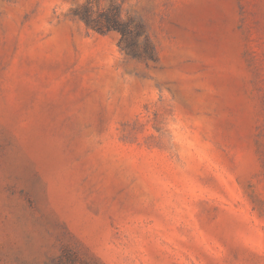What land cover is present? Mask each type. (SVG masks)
I'll use <instances>...</instances> for the list:
<instances>
[{
    "label": "rangeland",
    "instance_id": "1",
    "mask_svg": "<svg viewBox=\"0 0 264 264\" xmlns=\"http://www.w3.org/2000/svg\"><path fill=\"white\" fill-rule=\"evenodd\" d=\"M0 264H264V0H0Z\"/></svg>",
    "mask_w": 264,
    "mask_h": 264
},
{
    "label": "trees",
    "instance_id": "2",
    "mask_svg": "<svg viewBox=\"0 0 264 264\" xmlns=\"http://www.w3.org/2000/svg\"><path fill=\"white\" fill-rule=\"evenodd\" d=\"M74 14L83 21L87 28L97 33L118 32L120 34L119 44L127 55L136 58L145 56L152 58V49L147 38H144V46L141 50L137 41V38L144 34L143 25L132 18L123 20L118 5H110L95 14L89 6L85 5L82 9L76 10Z\"/></svg>",
    "mask_w": 264,
    "mask_h": 264
}]
</instances>
